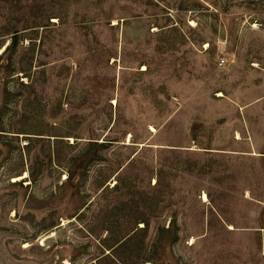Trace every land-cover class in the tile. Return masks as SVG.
<instances>
[{
    "label": "rangeland",
    "instance_id": "rangeland-1",
    "mask_svg": "<svg viewBox=\"0 0 264 264\" xmlns=\"http://www.w3.org/2000/svg\"><path fill=\"white\" fill-rule=\"evenodd\" d=\"M0 264H264V0H0Z\"/></svg>",
    "mask_w": 264,
    "mask_h": 264
},
{
    "label": "bare ground",
    "instance_id": "bare-ground-1",
    "mask_svg": "<svg viewBox=\"0 0 264 264\" xmlns=\"http://www.w3.org/2000/svg\"><path fill=\"white\" fill-rule=\"evenodd\" d=\"M208 198V195L205 193L204 194V199H207Z\"/></svg>",
    "mask_w": 264,
    "mask_h": 264
},
{
    "label": "built area",
    "instance_id": "built-area-1",
    "mask_svg": "<svg viewBox=\"0 0 264 264\" xmlns=\"http://www.w3.org/2000/svg\"><path fill=\"white\" fill-rule=\"evenodd\" d=\"M222 61H224V60H222Z\"/></svg>",
    "mask_w": 264,
    "mask_h": 264
}]
</instances>
